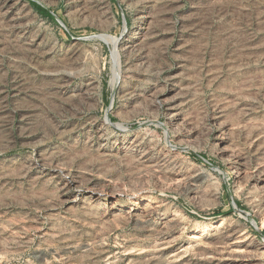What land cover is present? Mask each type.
Here are the masks:
<instances>
[{"label":"rangeland","instance_id":"1","mask_svg":"<svg viewBox=\"0 0 264 264\" xmlns=\"http://www.w3.org/2000/svg\"><path fill=\"white\" fill-rule=\"evenodd\" d=\"M0 264H264V0H0Z\"/></svg>","mask_w":264,"mask_h":264}]
</instances>
